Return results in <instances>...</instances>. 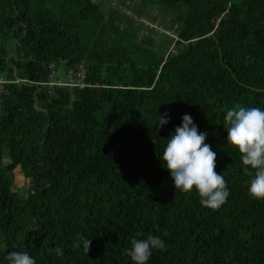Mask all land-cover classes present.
Listing matches in <instances>:
<instances>
[{
    "label": "trees",
    "instance_id": "1",
    "mask_svg": "<svg viewBox=\"0 0 264 264\" xmlns=\"http://www.w3.org/2000/svg\"><path fill=\"white\" fill-rule=\"evenodd\" d=\"M142 1L174 13L167 55L95 0H0V264L12 251L36 264H135L131 240L149 234L167 250L147 264H264V200L249 195L223 125L230 107L264 109V0ZM60 64L82 66L89 85H49ZM185 114L228 182L218 210L176 190L159 158Z\"/></svg>",
    "mask_w": 264,
    "mask_h": 264
},
{
    "label": "clouds",
    "instance_id": "2",
    "mask_svg": "<svg viewBox=\"0 0 264 264\" xmlns=\"http://www.w3.org/2000/svg\"><path fill=\"white\" fill-rule=\"evenodd\" d=\"M167 114L161 115V128L168 123ZM224 127L227 143L237 148L244 171L251 177L248 188L252 198L264 200V109L257 106L236 105L226 110ZM206 132H200L189 114L182 118V126L167 139L162 157L164 166L173 178L176 190L185 193L198 192L202 206L218 210L230 196L228 182L216 171L217 153L205 143ZM164 235H168L167 232ZM84 251L89 253L91 240L81 238ZM166 251L167 245L160 236L149 234L145 239L131 240L127 254L135 264H147L153 250ZM57 255H63L57 248ZM8 264H36L35 259L24 251H12L6 258Z\"/></svg>",
    "mask_w": 264,
    "mask_h": 264
},
{
    "label": "rangeland",
    "instance_id": "3",
    "mask_svg": "<svg viewBox=\"0 0 264 264\" xmlns=\"http://www.w3.org/2000/svg\"><path fill=\"white\" fill-rule=\"evenodd\" d=\"M101 2L102 9L105 13L112 8H118L119 11L126 16L133 18L132 26L138 29L139 36H152L153 44L151 47L158 52L167 55L173 51L175 46L174 40L176 38L175 25L172 22L174 13L162 8L156 4L143 2L142 0H126L121 3L120 0H95ZM172 38V39H170ZM261 52H264L262 49ZM56 73L50 79L54 84L65 86V81H68L69 72H74L72 69H67L63 64L55 68ZM7 161V157H4ZM29 178L27 173L15 170L14 189L20 192L27 188Z\"/></svg>",
    "mask_w": 264,
    "mask_h": 264
},
{
    "label": "built area",
    "instance_id": "4",
    "mask_svg": "<svg viewBox=\"0 0 264 264\" xmlns=\"http://www.w3.org/2000/svg\"><path fill=\"white\" fill-rule=\"evenodd\" d=\"M51 67V72H50V79L52 78L53 74L56 73L55 69H53V67L50 65ZM69 80L65 81V86H68L69 88H73V87H78L80 89L84 88L85 86L89 85L85 78H86V71L82 66H79L78 70L75 72H69ZM2 83L3 80L0 77V90L2 89ZM49 85L53 86V85H58V84H54L53 82H51V80L48 82ZM60 86V84L58 85Z\"/></svg>",
    "mask_w": 264,
    "mask_h": 264
}]
</instances>
